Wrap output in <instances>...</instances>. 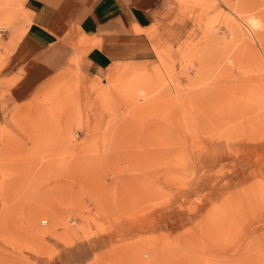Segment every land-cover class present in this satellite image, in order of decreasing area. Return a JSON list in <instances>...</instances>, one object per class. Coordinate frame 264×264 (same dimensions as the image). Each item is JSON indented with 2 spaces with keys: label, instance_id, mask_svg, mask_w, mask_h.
Here are the masks:
<instances>
[{
  "label": "rangeland",
  "instance_id": "rangeland-1",
  "mask_svg": "<svg viewBox=\"0 0 264 264\" xmlns=\"http://www.w3.org/2000/svg\"><path fill=\"white\" fill-rule=\"evenodd\" d=\"M22 1L0 0V264H264V0H167L135 54L76 53L21 99Z\"/></svg>",
  "mask_w": 264,
  "mask_h": 264
},
{
  "label": "crops",
  "instance_id": "crops-1",
  "mask_svg": "<svg viewBox=\"0 0 264 264\" xmlns=\"http://www.w3.org/2000/svg\"><path fill=\"white\" fill-rule=\"evenodd\" d=\"M167 0H23V31L13 41L10 76L22 69L15 96L69 66L78 53L99 75L114 61L135 54Z\"/></svg>",
  "mask_w": 264,
  "mask_h": 264
},
{
  "label": "bare ground",
  "instance_id": "bare-ground-1",
  "mask_svg": "<svg viewBox=\"0 0 264 264\" xmlns=\"http://www.w3.org/2000/svg\"><path fill=\"white\" fill-rule=\"evenodd\" d=\"M248 23H249L251 26H253V27L258 26L257 20H255L254 18H250V19L248 20Z\"/></svg>",
  "mask_w": 264,
  "mask_h": 264
}]
</instances>
